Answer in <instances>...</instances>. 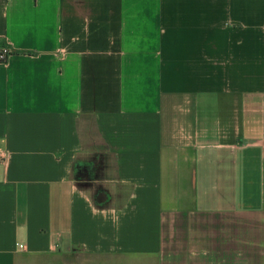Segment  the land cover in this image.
<instances>
[{
  "label": "crops",
  "instance_id": "1",
  "mask_svg": "<svg viewBox=\"0 0 264 264\" xmlns=\"http://www.w3.org/2000/svg\"><path fill=\"white\" fill-rule=\"evenodd\" d=\"M3 52L0 264H264V0H0Z\"/></svg>",
  "mask_w": 264,
  "mask_h": 264
},
{
  "label": "built area",
  "instance_id": "2",
  "mask_svg": "<svg viewBox=\"0 0 264 264\" xmlns=\"http://www.w3.org/2000/svg\"><path fill=\"white\" fill-rule=\"evenodd\" d=\"M6 58H7V53L6 52H3V53L0 54V59L1 60H5ZM261 145L264 146V138L261 141ZM21 247H23V245H21Z\"/></svg>",
  "mask_w": 264,
  "mask_h": 264
},
{
  "label": "trees",
  "instance_id": "3",
  "mask_svg": "<svg viewBox=\"0 0 264 264\" xmlns=\"http://www.w3.org/2000/svg\"><path fill=\"white\" fill-rule=\"evenodd\" d=\"M1 60V59H0ZM1 61H5V60H1Z\"/></svg>",
  "mask_w": 264,
  "mask_h": 264
}]
</instances>
